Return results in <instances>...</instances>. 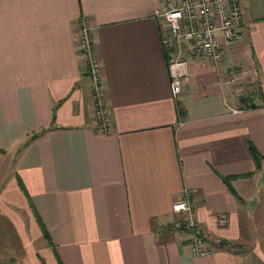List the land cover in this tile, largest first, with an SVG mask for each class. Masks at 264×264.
Segmentation results:
<instances>
[{"label": "crops", "instance_id": "1", "mask_svg": "<svg viewBox=\"0 0 264 264\" xmlns=\"http://www.w3.org/2000/svg\"><path fill=\"white\" fill-rule=\"evenodd\" d=\"M162 7L0 0V264H264V0H242V38L220 39L219 63L191 57L177 96ZM80 24L110 134L93 120ZM185 190L204 256L189 250L196 231L172 226L189 217L172 210Z\"/></svg>", "mask_w": 264, "mask_h": 264}, {"label": "built area", "instance_id": "2", "mask_svg": "<svg viewBox=\"0 0 264 264\" xmlns=\"http://www.w3.org/2000/svg\"><path fill=\"white\" fill-rule=\"evenodd\" d=\"M162 3L163 7L157 11L160 40L167 51L171 90L177 96L182 85L188 81V61L191 57L219 63L223 56L220 39L230 43L242 38V0H162ZM75 42L91 79L93 120L98 132L110 134L113 130L112 118L100 87L102 65L93 54V37L87 25L80 24L75 29ZM172 210L189 215L185 228L179 222H174L173 227L181 228L182 232L186 229L196 231L189 237L190 253L193 256L206 255L207 244L199 234L198 223L190 216L193 207L189 191H183L182 197L173 203Z\"/></svg>", "mask_w": 264, "mask_h": 264}, {"label": "trees", "instance_id": "3", "mask_svg": "<svg viewBox=\"0 0 264 264\" xmlns=\"http://www.w3.org/2000/svg\"><path fill=\"white\" fill-rule=\"evenodd\" d=\"M257 96H259V97H262V91L259 89L258 91H257ZM253 107H255V106H253V105H251V108H253ZM44 131H40V132H38V133H35V134H33L30 138H29V140H32V139H34L35 137H37L39 134H41V133H43ZM28 140V141H29ZM27 141V142H28ZM27 142L25 143V144H27ZM24 144V145H25ZM23 146V145H22ZM250 153H251V155H252V157H253V159H254V161H255V163H256V166H259V163H260V161H261V159H262V156L256 151V149L253 147V146H250ZM221 176V179L223 180V182L226 184V186H227V188H228V190L233 194V195H236V192H235V190L233 189V187H232V184H231V179L233 178V177H227V176H223V175H220Z\"/></svg>", "mask_w": 264, "mask_h": 264}, {"label": "rangeland", "instance_id": "4", "mask_svg": "<svg viewBox=\"0 0 264 264\" xmlns=\"http://www.w3.org/2000/svg\"><path fill=\"white\" fill-rule=\"evenodd\" d=\"M4 162L6 163V164H8V162H9V159H4ZM264 174H262V177H261V180H260V182H258L257 183V185H261V190H260V193H259V195H261V198L264 200ZM257 203V200H256V202H255V204ZM261 202H260V200H259V204H260ZM254 203H253V205H255ZM258 204V205H259ZM256 207V206H255ZM261 243H263L264 244V236L261 238ZM262 252H263V254H264V251L262 250ZM264 256V255H263Z\"/></svg>", "mask_w": 264, "mask_h": 264}]
</instances>
